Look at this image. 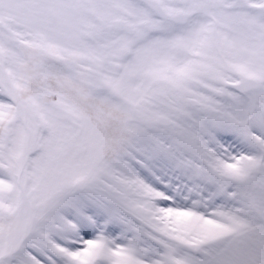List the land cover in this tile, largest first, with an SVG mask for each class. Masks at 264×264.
I'll use <instances>...</instances> for the list:
<instances>
[{
	"label": "snow or ice",
	"instance_id": "6c2138e0",
	"mask_svg": "<svg viewBox=\"0 0 264 264\" xmlns=\"http://www.w3.org/2000/svg\"><path fill=\"white\" fill-rule=\"evenodd\" d=\"M0 264H264V0H0Z\"/></svg>",
	"mask_w": 264,
	"mask_h": 264
}]
</instances>
